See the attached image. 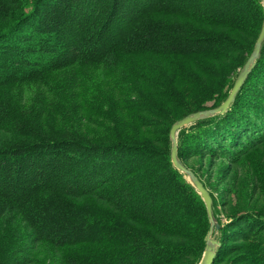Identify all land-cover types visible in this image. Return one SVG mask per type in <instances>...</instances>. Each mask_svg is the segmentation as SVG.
Returning <instances> with one entry per match:
<instances>
[{
  "label": "trees",
  "instance_id": "trees-1",
  "mask_svg": "<svg viewBox=\"0 0 264 264\" xmlns=\"http://www.w3.org/2000/svg\"><path fill=\"white\" fill-rule=\"evenodd\" d=\"M263 20L261 0H0V264H33L40 248L56 264H198L211 224L170 129L227 99ZM100 69L110 110L83 90ZM262 147L264 43L230 108L178 133L221 227L213 264L229 263V242L264 264V212L221 218L187 157Z\"/></svg>",
  "mask_w": 264,
  "mask_h": 264
},
{
  "label": "rangeland",
  "instance_id": "rangeland-1",
  "mask_svg": "<svg viewBox=\"0 0 264 264\" xmlns=\"http://www.w3.org/2000/svg\"><path fill=\"white\" fill-rule=\"evenodd\" d=\"M142 60L143 59H141V62ZM191 61L192 60L189 59H181L177 63L182 67L190 68ZM169 71H171V73L173 72V70L170 69ZM157 75H159V73H157ZM91 76L98 77L99 79L90 82V85H88V87L85 86L83 90L87 91L86 93L90 95H97L100 96V98L104 97L103 100L106 102L105 105L108 106L104 105L105 108L103 109L110 110L109 108L110 106L113 107L114 100H111L109 95H106V87L108 86H103L107 85L105 80H109V73L100 69L96 72H92ZM55 80L57 81L56 83H60L63 79L57 76ZM110 85L111 84H109V86ZM188 100L190 103H193L190 96ZM174 112L178 114V117L184 114V112L177 108H175ZM106 113L107 112H105V115ZM105 115H103V112L101 113L102 118ZM144 119L147 121H156L155 119L149 118L147 115L144 116ZM154 129L161 131L159 127ZM124 130L126 131H122L120 125L117 127L118 132L126 134L128 137L132 136L131 138H135L137 135L135 133L137 130L135 131L132 127ZM186 164L201 176L202 181L208 185L209 190L214 194L217 212L220 214L221 218L224 219L238 210L257 209L264 212V176L261 175L260 177L259 175L260 171L264 172V147L255 152H251L247 157H242L237 161L221 158L220 156L198 154L187 157ZM254 240L255 239H253V241ZM228 244L234 246V251L228 256L229 258L227 257L229 261L227 264H231L234 261H241V264H252L251 261H245V259H247L245 257L248 256L246 253L248 250L247 245L242 242H229ZM11 247L13 250L18 246H14V248L13 246ZM55 260V256L50 253L47 248H40L36 256L33 257V264H56Z\"/></svg>",
  "mask_w": 264,
  "mask_h": 264
},
{
  "label": "water",
  "instance_id": "water-1",
  "mask_svg": "<svg viewBox=\"0 0 264 264\" xmlns=\"http://www.w3.org/2000/svg\"><path fill=\"white\" fill-rule=\"evenodd\" d=\"M264 5V0H261ZM264 43V20L260 34L256 40L254 49L247 62L244 64L240 70L237 79L227 97V99L218 107L214 109L199 111L192 113L182 118L181 120L176 121L170 129V139L172 143L171 147V161L173 166L185 174L188 177L189 182L196 189L197 193L201 196L202 200L205 203L208 217L210 220V230L206 237V246L203 253V257L199 264H213L216 257L217 247L219 242L213 236L214 232H217L221 227L216 221L213 213V199L210 192L204 187L203 183L198 179V177L189 169H187L183 162L178 156V133L181 129L199 121L202 119L210 118L217 115L224 114L230 106L235 102L237 94L240 92L245 82L247 81L249 75L256 67L257 60L261 57L262 45Z\"/></svg>",
  "mask_w": 264,
  "mask_h": 264
}]
</instances>
